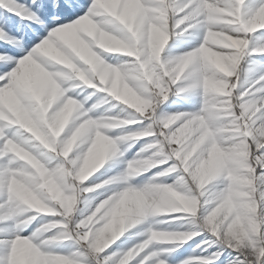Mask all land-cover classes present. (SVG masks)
<instances>
[{
    "label": "snow or ice",
    "instance_id": "obj_1",
    "mask_svg": "<svg viewBox=\"0 0 264 264\" xmlns=\"http://www.w3.org/2000/svg\"><path fill=\"white\" fill-rule=\"evenodd\" d=\"M261 14L264 0H0V264H264ZM165 213L194 230L126 234Z\"/></svg>",
    "mask_w": 264,
    "mask_h": 264
},
{
    "label": "bare ground",
    "instance_id": "obj_2",
    "mask_svg": "<svg viewBox=\"0 0 264 264\" xmlns=\"http://www.w3.org/2000/svg\"><path fill=\"white\" fill-rule=\"evenodd\" d=\"M217 39H218V37H215V36L211 38V40L213 42V47H215L214 42ZM210 59H211V57H210ZM249 67H251V66H249ZM114 110L116 111V109H114ZM120 116L122 118H126V114L125 113H121ZM234 131L235 130L232 129V128L223 127L222 130L218 134L219 135H223L224 136V141L227 142L230 139L231 133L234 132ZM119 161H120V158L118 156L117 157H112L108 162H106V165L104 166V168H107V167H110V166H114V165H118ZM104 168L99 170L98 173H96V175H99V172L104 171ZM116 171H118V168L114 167L113 168V172H110L109 175H111V173L115 174ZM145 178H146L145 176L141 175L140 177H137L136 180L137 181L144 180ZM169 182H171V181H169ZM80 206L84 207V205H80ZM176 215H177V213H165V214H163L161 216H157V217H152V216L145 217L144 220H142L139 224L133 225L132 228L127 229L126 230V234H129L133 241L140 242L142 239L144 240L146 238L141 233H143L148 227H152L153 230H163V229L169 230V228L172 227V223H161V221H163V220L171 221V218H173ZM41 219H44L45 222H47L48 218L41 217ZM137 229H139V232H137ZM174 229H176L175 226H174ZM52 231H56V230H52ZM143 240H142V242H143ZM150 247H151V245H150ZM66 250H73L74 251L75 248L66 249ZM152 262L150 261V264H152ZM84 264H88V259L87 258H84Z\"/></svg>",
    "mask_w": 264,
    "mask_h": 264
},
{
    "label": "rangeland",
    "instance_id": "obj_3",
    "mask_svg": "<svg viewBox=\"0 0 264 264\" xmlns=\"http://www.w3.org/2000/svg\"><path fill=\"white\" fill-rule=\"evenodd\" d=\"M257 23L264 24V14H261L258 17ZM257 43L264 44V40L257 41ZM241 79L242 80L244 79V73L243 72L241 73ZM116 111H118V109H116ZM116 118L121 119L122 117L119 115ZM122 119H124V118H122ZM126 127H128V126H126ZM133 151H135V149H133ZM111 175H113V173H111ZM255 195L258 196V193L255 194ZM178 216L187 217L188 214L187 213H177L176 216H174L173 218H171V221H174L172 223V227H171L172 229L169 228V230H167V229H163V230H167V231H170V232H188V231L194 230V227L195 226L193 224H191L188 219L177 220L176 217H178ZM35 223L36 222L33 223L32 227H36L37 226ZM174 226H175L176 229H174ZM194 239L198 241L199 240V237H194ZM142 240L140 242H142ZM160 243L161 242H157V241H154L153 242L154 245H160ZM191 244H193V241L192 240L187 241L182 247H180V250H179L180 251V255H177V254L173 253V256H176L177 259H182L185 255H187V253H186L185 250L188 249V246L191 245ZM157 250H160V249L158 248ZM155 259H162V257L154 258V260ZM147 264H150V261H148ZM152 264H153V262H152Z\"/></svg>",
    "mask_w": 264,
    "mask_h": 264
},
{
    "label": "clouds",
    "instance_id": "obj_4",
    "mask_svg": "<svg viewBox=\"0 0 264 264\" xmlns=\"http://www.w3.org/2000/svg\"><path fill=\"white\" fill-rule=\"evenodd\" d=\"M101 40H102V42L107 43V41H105L103 37H101ZM218 135H219V134H218ZM219 138H220V140L224 141V136H223V135H219ZM133 171H135V169H133ZM132 199H133V198H130V202H131Z\"/></svg>",
    "mask_w": 264,
    "mask_h": 264
}]
</instances>
